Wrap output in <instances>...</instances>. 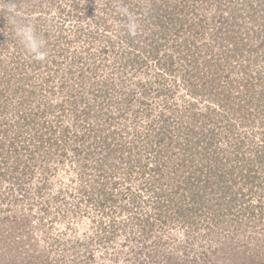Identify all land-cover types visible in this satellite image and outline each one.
<instances>
[{
    "label": "rangeland",
    "instance_id": "obj_1",
    "mask_svg": "<svg viewBox=\"0 0 264 264\" xmlns=\"http://www.w3.org/2000/svg\"><path fill=\"white\" fill-rule=\"evenodd\" d=\"M0 256L264 264V0H0Z\"/></svg>",
    "mask_w": 264,
    "mask_h": 264
},
{
    "label": "clouds",
    "instance_id": "obj_2",
    "mask_svg": "<svg viewBox=\"0 0 264 264\" xmlns=\"http://www.w3.org/2000/svg\"><path fill=\"white\" fill-rule=\"evenodd\" d=\"M17 36L20 38L26 53L34 60L42 61L46 57V52L43 51V42L39 40L31 26L17 28Z\"/></svg>",
    "mask_w": 264,
    "mask_h": 264
},
{
    "label": "trees",
    "instance_id": "obj_3",
    "mask_svg": "<svg viewBox=\"0 0 264 264\" xmlns=\"http://www.w3.org/2000/svg\"><path fill=\"white\" fill-rule=\"evenodd\" d=\"M1 257V256H0ZM38 258H32V261L29 264H47V261H45V259L39 257V260H37ZM166 264H174V263H166Z\"/></svg>",
    "mask_w": 264,
    "mask_h": 264
}]
</instances>
